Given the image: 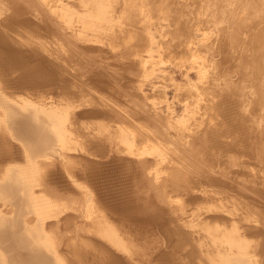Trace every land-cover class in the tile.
Listing matches in <instances>:
<instances>
[{"label": "bare ground", "instance_id": "bare-ground-1", "mask_svg": "<svg viewBox=\"0 0 264 264\" xmlns=\"http://www.w3.org/2000/svg\"><path fill=\"white\" fill-rule=\"evenodd\" d=\"M103 1H101L103 2L102 7L106 4L105 0ZM126 1L133 2V0ZM229 1L231 6L225 7ZM252 1L257 6L252 7L253 3L250 4L249 0H223L225 3L223 6L221 0L222 7L233 14L228 12L229 15L226 13L228 10L220 9L221 13H226L231 20L235 17L237 21L231 22V24L225 23V31L222 29L223 32L215 33V38L221 39L222 43L214 38L220 44L217 42L219 45H215L213 50L215 52L211 55V57L216 56L215 61L210 59L217 63V69L213 66L216 70L215 76L210 80L207 78V86H204L206 91L203 93L209 96L205 95L206 101L201 104L202 106L197 112V115H201V117L193 114L196 117L189 120L188 116L190 117L191 112L188 110L185 115L188 122L182 127L174 125L175 130L165 129V124L161 125L160 117L157 120L158 126L155 124L153 126L146 125L152 131L151 133L147 129L152 136L143 133V139L175 138L172 141H176L174 143L182 147L180 149L173 146L175 150L172 149V151H167L166 148L167 150L163 153L166 158L161 159L158 158L159 156L139 155L135 149V146L141 144L136 139L143 129L136 124L138 120L142 119H138V114H136L140 104L135 99L136 97H132L133 95L130 93L131 97L125 96L126 100L124 99L122 102V105L124 103L128 108L126 109L127 115L122 118L125 115L121 116L123 112L119 113L122 119L116 118V127H113L115 123L111 124L112 126H105L100 122V129H103L105 135H101V137L95 135L94 132L91 134L93 129L89 132L93 127H90L93 124L89 121L90 119L99 120L105 117L106 120H112V111L117 112L120 109L114 110L115 108L112 109L113 104L106 106L103 101L97 99L92 103L88 101L86 99L88 98L87 89H82L80 86L82 83L79 84L83 80H77V78L73 80L74 76L70 72L71 70L69 71L66 67L68 50L79 48V50L85 51L91 47L88 44L82 46L83 43L74 45L73 39H71V34L76 33L75 28L78 27L71 25L73 24L71 21L77 13V18L80 15L78 12L80 4L77 6L78 3H81L80 0H0V160L2 162V159L7 157L18 162L22 159L30 164V171L40 170L42 175L45 172V178H42L47 184L49 182L52 187L50 190L53 191H49L51 187L48 185L49 188L46 189L48 196L39 198L34 195L31 189L24 190L22 186H25L26 183L25 176L20 174L22 168L16 165H12L7 173H0V194L7 199L0 203V218L5 219L8 225L13 226L12 232L20 240L18 245H14L10 239L0 241L3 250L9 254L11 264H51L43 254L36 252L28 244L29 241L25 239L26 233L25 229L21 227V220L29 217L31 212L35 213L30 216L33 217L32 219L37 218V220L45 221L42 224L45 228L50 226L46 228H49L48 232L55 226L54 230L56 228L57 236H59L58 238L55 235L56 241L61 240L62 242L65 239L64 231H71L70 234L73 232L80 237V240L84 238L93 251L88 250L87 253L91 252L93 256L98 253L100 259L104 257V264H264V0ZM90 2L88 3L90 4ZM211 3H208L209 7ZM239 3L245 5L239 6ZM118 4L115 3L116 8L114 9L123 10V12L134 6L127 7V3L123 6ZM91 5L95 6L92 3ZM217 7L216 5L212 6L210 11L214 13ZM250 7L255 8L259 14L254 16L251 13L252 17H249V14H243L248 8L250 10ZM88 8L90 9V7ZM134 10L130 11L131 14ZM90 11L88 13L94 12V10ZM253 11L254 9L250 10V12ZM88 13H85L84 18H87ZM192 13L195 14V12ZM207 15L204 17L208 18ZM128 16L130 17L129 14ZM228 16H224V18L229 20ZM105 17H107L106 14ZM241 17L244 18V21L239 22ZM167 19L169 20V18ZM68 21L69 25H67ZM134 22H129L128 26H136V22ZM97 23L99 22L97 21ZM211 23L210 21L209 24ZM216 23L213 24L217 25L222 22ZM84 25L86 24L84 23ZM90 25L88 23L86 28ZM105 25L111 28L112 23L109 21ZM207 26L210 29V25ZM82 28L85 32L87 31L85 27ZM82 28L81 30H83ZM91 28L94 31V27ZM100 29L98 27L99 31L96 29L95 31L100 32ZM104 30L106 29L104 28ZM107 30L105 32L108 33L109 30ZM167 30L169 29L167 28ZM122 32L115 31L116 35H121ZM115 33L111 32V34ZM77 34L79 33L77 32ZM79 35L78 38L81 37L79 39L83 40V36ZM83 35L86 36L88 33ZM136 35L137 32L129 31L126 38H114L115 41H113L118 49L123 46L129 51L130 55L128 53L126 56L132 60L127 62L128 65H136V59H139V56L142 57L138 54V46L142 42L139 43ZM95 40H97V36ZM85 42L87 43V41ZM92 42L90 43L92 44ZM214 42L210 43L214 45ZM101 43L98 44L101 45ZM119 43L122 45L120 46ZM205 46L207 47V45ZM206 50L209 54L210 49ZM206 50L205 53H207ZM77 56L79 57V54ZM210 67L208 70H211ZM93 68L92 72L95 70ZM98 69L96 65V70ZM100 72L99 70V76L106 73L104 70L102 74ZM107 73L108 76H111L109 70ZM91 76L93 79V74ZM209 77L211 78V76ZM95 78L94 80H96ZM98 79L100 78L98 77ZM103 79L105 80V78ZM157 82L159 81L155 80L151 83L152 89L157 86ZM98 84L100 86V83ZM199 85L201 86V84ZM122 88L124 89V87ZM16 94H23L24 96L20 97L23 99L16 98L15 96H18ZM148 94L150 93L142 91L141 96L146 98ZM198 100L200 99L198 98ZM169 103L171 104V102ZM192 107L194 108L193 105ZM210 110L217 111L221 120L216 119L210 124V120H208V124L205 123L206 121L203 122L204 115ZM147 113L150 112L147 111ZM171 114L180 115L175 109L171 111ZM140 115L139 117L142 116ZM161 115L159 114L157 117ZM148 117L145 116V119L147 120ZM197 120L201 123L200 127L204 123L206 125L194 129V127L196 128L194 123ZM89 122L91 125H88ZM74 124L76 128H74ZM88 135L91 138L89 145L101 147L95 153L92 151L93 155L100 157H87L83 169L81 167L70 168V166L62 165L56 159V155H58L61 158L75 160L74 156L77 155L72 151L73 154L69 153L70 156H68L66 150L67 153H64L57 146V140L68 138L70 142L79 144ZM134 138L136 141L133 143ZM212 138L215 139V143L209 144L208 141ZM103 139L107 141H103ZM166 140L168 141V139ZM59 145L61 146V144ZM184 148L186 149L183 150ZM71 150L73 149L71 148ZM39 162H41L42 168H40ZM154 169L158 173H154L155 171H152ZM79 170H83L82 172L85 173V183L79 182L75 178V173ZM21 178H24V184ZM79 188H83L84 191ZM66 202H73L71 208L75 207L77 212L73 213L74 210H72L73 212L70 213L69 207L63 206ZM76 205H80V207H76ZM2 234L3 232L0 230V236ZM110 237L116 239V242L121 239L119 242L125 240L131 244L126 246L122 242L114 243L113 240L109 242ZM51 241L57 244L53 239ZM107 241L109 244L106 243ZM60 245L58 243L57 246L60 247ZM65 245L68 246L67 243ZM121 245L124 250L120 249ZM59 247H56L57 251ZM125 247L132 249V256L128 255L127 251L125 252ZM66 248L59 249L64 256L68 257L65 259L69 260L70 264H80L77 259L72 258ZM154 248L157 249L158 254L148 258L147 256L152 254ZM81 254L83 253L81 252ZM1 259L4 260L3 257ZM88 259L91 260V258ZM87 263L81 261V264Z\"/></svg>", "mask_w": 264, "mask_h": 264}, {"label": "rangeland", "instance_id": "rangeland-1", "mask_svg": "<svg viewBox=\"0 0 264 264\" xmlns=\"http://www.w3.org/2000/svg\"><path fill=\"white\" fill-rule=\"evenodd\" d=\"M81 3H78L77 6H79V9H78V12H79V16L77 18V15L78 13L73 17L74 19H72V23L71 25H74V26H78L77 28H75L77 31L76 33H73L71 34V39L72 40V43L74 45H78V44H82V46L85 44V45H91L90 49L88 48L87 50L85 51H81L79 50V48L77 49H73V50H68L67 52V61H66V67L68 68V70L73 74L74 79L77 78V80H83L81 82H79V84H81L80 86H82V89H87L86 90V93L88 95V98H86L88 101H90L91 103L92 102H95V100L97 99L98 101H103L105 103V105L107 106L108 104H113L112 106V109L114 110H119L120 111H112L113 112V116L112 115V120L108 119L106 120V118L104 117L103 119H90L89 121H91L93 124L91 125L89 122L88 125H91L90 127H92L89 132L92 130L91 134H93V132L95 133V135H98V136H101V135H105V132L103 133V129H100V122H102L101 124H104L105 126H109L113 123V127H116L117 126V122L115 120H117L118 118H120L123 114L125 116H122V118L126 117L127 115V110L128 109L125 104L123 103L122 105V102H124V99H125V96L126 97H131V95H133L132 97H136L135 99L139 102L140 106L139 105V108H138V119H141V120H138L136 122V124L141 128L143 129L142 130V133L139 134L140 136L137 137V141L139 140L141 142V144L135 146V149L136 151L139 153V155H147V156H156L158 158H166V155L163 154L167 149V151H172L175 150V148H173V146H177L178 148L182 149V147H179L177 144H175L174 142L176 141H172V140H175V138H166L168 139V141L161 137V139H143V133L145 135H151L152 136V131L149 130V127H147L146 125H150V126H153L154 124L156 126H158L157 124V120L158 118L160 117L162 122H161V125L163 126L164 124V128L167 130H171V129H174L175 130V127H182L183 125H185V123H187L188 121L185 119L187 116L186 113L188 112H191L190 114V117L188 116V119L191 120L192 118L196 117L194 115H197V112L198 110H200L201 108V104H203L206 100V96L208 97L209 95H206L205 93H203V91L205 92V88L204 87L205 85L207 86V81L214 78L215 76V72L217 69V63L216 62H213L212 60H214V58L216 56H212L213 55V51L214 48H215V45H219V41L222 43V40L220 39H217L215 38L216 35L215 33H218V32H223V30L225 31L226 26L225 23L227 24H231V22L233 23L234 21H237L235 19V17L232 16V12L228 9H225V7H228V6H231V2H227L226 6H225V3L223 2V6H225L224 8L222 7V2L221 0H217L219 2L217 3H214L213 1L215 0H133V2H128L126 0H111V1H107L105 0V5H103L105 7H102L101 4H103V0H80ZM91 1V2H90ZM103 1V2H101ZM108 3H107V2ZM117 1V2H116ZM180 1V2H179ZM194 1V3H193ZM200 1V2H199ZM250 4L253 3V5H251L252 7L254 6H257L255 5V3L252 1V0H249ZM90 2V4L88 3ZM112 2H113V7H112ZM186 2V3H185ZM198 2V4H197ZM205 2V4H204ZM210 2H213L210 4V7H209V4L208 3ZM89 5H88V4ZM92 4H95L94 5H91ZM115 3L118 4V5H124L127 3V7H130V5H134L132 7H130V10L126 11L124 10H116L114 8L115 7ZM121 3V4H120ZM166 3V4H165ZM179 3V5H178ZM229 3V4H228ZM168 4V5H167ZM184 4H189V5H184ZM196 4V5H195ZM257 4V3H256ZM85 5V6H84ZM167 5V6H166ZM199 5V7H198ZM207 5V6H206ZM216 5H218V7L215 9V12L213 13L212 11H210V9L212 10V6L214 7ZM221 5V6H219ZM245 5L244 3H239V6H243ZM90 7V9H93L94 12L88 8ZM92 6V7H91ZM101 6V7H100ZM109 6V7H108ZM117 6V5H116ZM126 6V5H125ZM124 6V7H125ZM138 8H137V7ZM141 8H140V7ZM174 6V7H173ZM177 6V7H176ZM186 6V7H185ZM194 6V7H193ZM95 7V8H94ZM136 7V8H134ZM172 9H170V8ZM207 7V8H206ZM220 7V8H219ZM250 7V10L252 11V9H254V13L253 12H250L249 8L247 11H245L243 14H249V17L252 15H250L251 13L258 15L259 13L255 10V8H252ZM83 8V9H82ZM132 8H134V12L133 14H131V12L133 11ZM204 8V9H203ZM85 9V10H84ZM90 12H93L95 14H91V13H88L89 11ZM168 9V10H167ZM180 9V10H178ZM223 11H227L226 13L229 14V13H232L231 16L233 17L232 20L229 18L230 16H228L226 13H221V10ZM177 10V11H175ZM210 12H209V11ZM82 11V12H81ZM131 11V12H130ZM137 12V15H136V12ZM181 11V12H179ZM189 11V12H188ZM204 11V12H203ZM208 11V12H207ZM214 11V9H213ZM257 13H256V12ZM98 12V13H97ZM100 12V13H99ZM105 12L106 16L105 17V14H103ZM140 12V13H139ZM169 12V13H168ZM192 12H195L192 13ZM229 12V13H228ZM250 12V13H249ZM85 13H88V16L87 18H84L85 16ZM97 13V14H96ZM188 13V14H187ZM208 13V15H207ZM236 13V12H235ZM239 13V12H238ZM82 14V15H81ZM100 16H99V15ZM104 16H103V15ZM121 16H120V15ZM128 14L130 15L131 19H129L130 17L128 16ZM212 14V15H211ZM215 14V15H214ZM220 16L221 14L223 15V17H218ZM220 14V15H219ZM134 17H132V16ZM176 15V17H175ZM189 15V16H188ZM210 19V21L212 22L211 24L209 19L204 17L206 16ZM210 15V16H209ZM229 18V20L227 18H224L227 17ZM230 15V14H229ZM112 16V17H111ZM123 17V19H121V17ZM126 16H128V18H126ZM168 16V17H167ZM170 16V17H169ZM193 16V17H192ZM201 18H200V17ZM215 16V17H214ZM253 16V17H254ZM82 17V18H81ZM174 17V18H173ZM180 17V19H179ZM186 17V18H185ZM217 17V18H216ZM248 17V18H249ZM84 18V19H83ZM89 18V19H88ZM93 19V20H90V19ZM136 18V20H135ZM169 18V20L167 19ZM191 18V19H190ZM216 18V19H215ZM224 18V19H223ZM80 19V21H79ZM87 19V20H86ZM96 22H95V20ZM128 19V20H127ZM171 19V20H170ZM190 19V20H189ZM201 19V20H200ZM204 19V20H203ZM207 19V20H206ZM224 21H223V20ZM122 20V22H121ZM135 20V22H134ZM180 20V21H179ZM183 20V21H182ZM186 20V21H184ZM216 20V21H215ZM226 20V21H225ZM241 20L244 21V18L241 17L239 18V22H241ZM249 20V19H247ZM246 20V21H247ZM70 21V20H69ZM69 21H68V24L69 25ZM78 21H79V24H78ZM82 21V22H81ZM83 21H86V22H83ZM97 21L99 23H97ZM111 22L112 23V26L111 28L106 26L105 23L107 22ZM126 21H129L131 23H135L136 26H128V23ZM170 21V22H169ZM177 21V22H176ZM201 21V22H200ZM218 21H221L222 23H218ZM81 22V23H80ZM104 23V24H101V23ZM169 22V24H168ZM180 22V23H179ZM183 22V23H182ZM190 22V23H189ZM194 22V23H193ZM197 22V23H196ZM202 22L203 26L202 25ZM209 22L208 24H205ZM218 24H217V23ZM84 23L86 25H84ZM90 29H87L86 26L88 25ZM117 23V24H116ZM216 23L217 25H214ZM84 26H82V25ZM99 24V25H98ZM127 25L126 27L123 26V25ZM150 24V25H149ZM168 24V25H167ZM171 24V25H170ZM183 24V25H182ZM221 25L220 27L218 25ZM104 25V26H102ZM165 25V26H163ZM191 25V26H189ZM207 25H210V29ZM101 26V27H100ZM123 26V27H122ZM167 26V27H166ZM169 26V27H168ZM173 26V27H172ZM188 26V27H187ZM206 26L208 27L206 29ZM212 26V28H211ZM69 27V26H68ZM82 27H85L87 31L89 32H85L84 28H82L83 30H81ZM91 27H94V31L95 29L98 30V27L100 29V32L98 31H93V29ZM97 27V28H95ZM116 27V28H114ZM139 27V28H138ZM171 27V28H170ZM175 27V28H174ZM177 27V29H176ZM182 27V28H181ZM185 27V28H184ZM200 27H204V28H200ZM104 28L108 31L105 32L106 30H104ZM118 28V29H117ZM123 28V29H122ZM134 28V29H133ZM167 28L169 30H167ZM174 28V29H173ZM187 28V30H186ZM215 31H212L214 30ZM71 29V28H69ZM72 29H74V27H72ZM115 29V30H114ZM183 29V30H182ZM209 29V30H208ZM223 29V30H222ZM123 30V32H122ZM177 30V31H176ZM189 30V32H188ZM81 31V32H80ZM116 32H122L121 35L120 34H117L116 35ZM129 31H134V32H137V35L136 37L138 38L137 40H139V43L140 46H138V54H140L142 57L139 56V59L137 58L136 61V65H128L130 59L132 60V58H128L129 56H126V54L129 53V51L125 48V47H121L118 49V47L114 44L113 41H115L114 38H121V39H124L128 36L129 34ZM170 31H172L170 33ZM185 31H187V33H185ZM196 31V32H195ZM198 31V32H197ZM212 31V33H211ZM77 32L79 34H81V36H83V40L79 39L81 37L78 38V36H80L79 34H77ZM88 33V35H83L85 33ZM92 32V34H91ZM110 32V33H109ZM112 33H115V34H111ZM169 32V33H168ZM179 32V33H178ZM183 32V33H182ZM99 33V34H98ZM140 33V34H139ZM177 33V34H176ZM188 33H189V36H188ZM195 33V35H194ZM90 34V35H89ZM97 34V35H95ZM108 34H110L108 36ZM127 34V35H126ZM174 34V35H173ZM197 34V35H196ZM95 35V36H94ZM103 35V36H102ZM115 35V36H113ZM125 35V36H124ZM177 35V36H176ZM194 35V36H193ZM223 35V34H221ZM88 36V38H87ZM93 36H94V39H93ZM96 36H97V40H99L97 42L96 39ZM118 36V37H117ZM214 36V37H213ZM74 37V38H73ZM77 37V38H76ZM91 37V38H90ZM142 37V38H141ZM154 37V38H153ZM84 38L86 39L85 41H87V43L84 41ZM99 38V39H98ZM144 38V39H143ZM214 38L216 40H219V41H216L214 40ZM75 39V40H74ZM92 39V41H91ZM173 41H172V40ZM212 39V40H211ZM103 40V41H102ZM106 40V41H104ZM153 40V41H152ZM169 40V41H167ZM200 40V41H199ZM210 40V41H209ZM75 41V42H74ZM89 41V42H88ZM102 43H101V42ZM144 41V43H143ZM178 41V42H177ZM214 42V45H212L213 43H210V42ZM80 42V43H79ZM92 42V44L90 43ZM97 42V43H95ZM163 42H165L163 44ZM169 42V43H168ZM177 42V43H176ZM219 44H218V43ZM77 43V44H75ZM90 43V44H89ZM94 43V45H93ZM101 43V45L99 44ZM206 43V44H205ZM210 43V45H209ZM216 43V44H215ZM169 44V45H168ZM174 44V45H173ZM176 44V45H175ZM179 44V45H177ZM198 44V45H197ZM119 45L121 46L122 44L119 43ZM165 45V46H164ZM207 45V47L205 46ZM210 47H209V46ZM96 46V47H95ZM108 46V47H107ZM176 46V47H175ZM193 46V47H191ZM203 46V47H202ZM213 46V47H212ZM117 47V48H116ZM209 47V48H208ZM101 48V49H100ZM106 48V49H105ZM108 48V49H107ZM150 48V49H149ZM192 48V49H191ZM205 48V49H204ZM212 48V49H211ZM92 49V50H91ZM103 49V50H102ZM112 49V50H111ZM209 51V54L207 52V50ZM108 50V51H107ZM205 50L207 53H205ZM67 51V50H66ZM80 51V52H79ZM104 51V52H103ZM195 51V52H194ZM75 52H77V54H75ZM89 54H88V53ZM212 52V53H211ZM218 52V51H217ZM84 53V54H82ZM95 53V54H94ZM104 53V54H103ZM211 53V54H210ZM69 54V55H68ZM79 54V57L77 56ZM82 54V55H81ZM100 54V55H99ZM146 54V55H145ZM81 55V56H80ZM91 55V56H90ZM97 55V56H96ZM113 55V56H112ZM125 57H124V56ZM130 55V53L128 54ZM209 55V56H207ZM76 56L77 58H74ZM84 56V57H82ZM93 56H96L95 58ZM71 57V58H70ZM82 59H81V58ZM93 57V58H91ZM79 58V59H78ZM91 58V59H90ZM101 58V59H100ZM129 60H128V59ZM212 60H211V59ZM108 59V60H107ZM114 59V60H113ZM121 59V60H120ZM201 59V60H200ZM94 60V61H93ZM100 60V61H98ZM120 60V61H119ZM179 60V62H178ZM201 61V62H200ZM215 61V60H214ZM93 62V65H91ZM95 62V63H94ZM99 62V63H98ZM101 62V64H100ZM111 62V63H109ZM128 62V63H127ZM212 65L210 67V64ZM212 62V63H211ZM70 65H68V64ZM103 63V64H102ZM107 63V64H106ZM197 63V64H196ZM106 67H105V65ZM68 65V66H67ZM78 65V66H77ZM96 65H97V68H99L98 70H96ZM104 65V67H103ZM109 65V66H107ZM121 65V66H120ZM102 66V67H101ZM137 66V67H136ZM215 66V67H213ZM90 67V68H89ZM94 67V68H93ZM101 67V69H100ZM108 67V68H107ZM111 67V68H109ZM134 67V68H133ZM184 67V68H183ZM210 67L211 70H208V68ZM93 68V72H92V69ZM137 68V69H136ZM215 68V69H214ZM99 70L101 71L100 73L102 74L103 73V70L106 72V73H103L101 76L98 75V72ZM109 70V73H111V76L109 75L108 76V73L107 71ZM183 70V71H181ZM200 70V71H199ZM202 70V71H201ZM240 70V69H239ZM74 71V72H73ZM98 71V72H97ZM199 71V72H198ZM212 71V72H211ZM214 71V72H213ZM241 71V70H240ZM92 72V73H91ZM97 72V73H96ZM126 72V73H125ZM210 72V73H209ZM237 72V71H236ZM141 73V74H140ZM200 73V74H199ZM214 73V74H213ZM91 74H93V79H92V76ZM95 74V75H94ZM96 74H97V77H96ZM105 74V75H104ZM208 76H206V75ZM213 74V75H212ZM76 75V76H75ZM121 75V76H120ZM128 75V77H127ZM135 75V76H134ZM138 75V77H137ZM205 75V76H204ZM106 76V77H105ZM167 76V78H166ZM211 76V78L209 77ZM81 77V78H80ZM91 77V78H90ZM96 77V78H95ZM102 78L101 80L97 78ZM80 78V79H79ZM94 78L96 80H94ZM105 78V80L103 79ZM121 78V79H120ZM166 78V79H165ZM207 78H209L207 80ZM107 79V80H106ZM110 79V80H109ZM123 79V80H122ZM198 79V80H197ZM205 79V80H204ZM86 80V81H85ZM104 80V81H103ZM118 82H116V81ZM125 80V81H124ZM128 80V81H127ZM159 81L157 82V86L154 87L152 89L151 87V83L153 81ZM162 80V81H161ZM90 81V82H89ZM93 81V82H92ZM95 81V83H94ZM108 81H109V84H108ZM120 81V82H119ZM199 81V82H198ZM206 81V82H205ZM126 82V83H125ZM130 82V83H129ZM100 83V86L99 84ZM103 85H102V84ZM122 83V84H120ZM135 83V84H134ZM140 83V84H139ZM195 83V85H194ZM206 83V84H205ZM74 83L72 82V85ZM129 84V85H128ZM133 84V85H132ZM201 84V86L199 85ZM96 85V86H95ZM116 85V86H115ZM124 85V86H123ZM127 85V86H126ZM124 87V89L122 87ZM141 86V87H140ZM131 87V88H130ZM186 87V89H185ZM200 87V88H199ZM108 88V89H107ZM117 88V89H116ZM128 90H127V89ZM116 89V90H115ZM122 89V90H121ZM126 89V90H125ZM132 89H133V92H132ZM158 89V90H157ZM161 89V90H159ZM198 89V90H197ZM203 89V90H202ZM156 90V91H155ZM195 90V91H194ZM94 91V93H93ZM142 91H145L146 93H150L147 95L146 98H142L141 96V93ZM155 91V92H154ZM160 91V92H159ZM183 91V92H182ZM140 92V93H138ZM153 92V93H152ZM157 92V93H156ZM193 92V93H192ZM109 93V94H108ZM131 95H130V94ZM155 93V94H154ZM161 95H159V94ZM163 93V95H162ZM179 93V94H177ZM199 93V94H198ZM99 94V95H98ZM158 94V95H157ZM185 94V95H184ZM190 94V95H189ZM18 95V94H16ZM116 95V96H115ZM119 95V96H118ZM128 95V96H127ZM138 95V96H137ZM166 97H165V96ZM180 95V96H179ZM206 95V96H205ZM24 95L23 94H19L18 96H15L16 98H20V97H23ZM98 96V97H97ZM118 97H124V98H118ZM183 97V98H182ZM202 97V98H201ZM190 98V99H189ZM198 98L200 100H198ZM23 98H20L19 100H21ZM185 99V100H183ZM85 100V99H84ZM126 100V99H125ZM145 100V102H144ZM197 100V101H196ZM142 101V102H141ZM190 101V102H188ZM108 102V103H107ZM120 102V103H119ZM144 102V103H143ZM150 102V103H149ZM171 102V104L169 103ZM199 102V103H198ZM201 102V103H200ZM103 103V104H104ZM195 103V104H194ZM146 105V106H145ZM187 105V106H186ZM192 105L194 106V108L192 107ZM145 106V107H143ZM170 106V107H169ZM200 106V107H199ZM121 107V108H119ZM126 107V108H125ZM141 107V108H140ZM148 107V108H147ZM190 107V108H189ZM192 107V108H191ZM142 109V110H141ZM148 109V110H147ZM152 109V110H151ZM176 110V112H179V116H175L174 114H171V111L173 110ZM194 109V110H193ZM144 110V111H143ZM151 110V111H150ZM154 110V111H153ZM143 113H141V112ZM150 112V113H157L159 112V114L161 115V113H163V115L161 116H158L159 114H153L151 115L150 113H147ZM170 111V112H169ZM120 112H123L121 113V116H120ZM213 112V113H212ZM146 113V114H144ZM139 114H141L139 117ZM149 114V115H148ZM194 114V115H193ZM153 117H151V116ZM192 115V116H191ZM212 115V116H211ZM145 116L148 117V119L146 120L145 119ZM198 117H201V115H197ZM217 118H216V117ZM163 117V118H162ZM205 117V120H203V122H205L206 124H208V120L209 121V124L210 122H213L215 121L216 119H220L221 120V117L218 116L217 114V111H214V110H210L207 114L204 115ZM207 117V119H206ZM117 118V119H116ZM122 118L118 119V120H121ZM182 119V120H181ZM155 120V121H154ZM114 121V122H112ZM143 123H142V122ZM172 123H171V122ZM109 122V123H108ZM112 122V123H111ZM152 124H151V123ZM183 122V124H182ZM146 123V124H145ZM150 123V124H149ZM179 123V124H178ZM203 124L202 127H204L206 124ZM172 126H171V125ZM95 125V126H94ZM175 125V127H173ZM177 125V126H176ZM194 125L196 126V128L194 127V129H197L200 127L201 123L198 122V120L196 121V123H194ZM74 128H76V125L74 124L73 125ZM112 126V125H111ZM77 127H79V125H77ZM145 129H144V128ZM173 127V128H172ZM200 127V128H202ZM103 128V126H102ZM99 131H98V130ZM151 132H149L148 130ZM96 130V131H95ZM101 130V131H100ZM146 131V132H145ZM97 132V133H96ZM101 133V134H100ZM86 137V138H85ZM80 142L82 144H74L73 141L70 142V140L67 138L66 140L65 139H61V140H57V146L59 148H61L64 153H67L68 156H70V154H73L72 151L74 152V154H77L76 156H74L75 160H72V159H66V158H61L59 157L58 155H56V159L62 164V165H66V166H70V168H74V167H81L83 169V167L86 165V158L87 157H94V158H98L100 156H95L92 154V151H94V153L96 151H99L98 149H100L101 147L99 145H89L90 143V136L88 135L85 136ZM102 137V136H101ZM139 138V139H138ZM163 138V139H162ZM143 139V140H141ZM135 138H134V141L133 143L136 141ZM150 140V141H149ZM155 140V141H154ZM177 140V139H176ZM103 141H107L105 139H103ZM152 141V142H151ZM69 142V143H67ZM159 142V143H157ZM165 144H164V143ZM177 142H180V141H177ZM105 143V142H104ZM151 143V144H150ZM172 143V144H171ZM209 144H213L215 143V139L212 138L208 141ZM61 144V146L59 145ZM65 144V145H64ZM160 144V145H159ZM162 144V145H161ZM83 145V146H82ZM142 145V146H141ZM80 146V147H79ZM83 148H82V147ZM134 146V145H133ZM163 146V147H162ZM73 150H71V148ZM85 147V148H84ZM90 148V149H89ZM167 148V149H166ZM201 148V147H199ZM77 149V150H76ZM97 149V150H96ZM186 148H184L183 150H185ZM194 149V148H192ZM67 152H66V151ZM82 150V152H81ZM177 150V149H176ZM87 151V152H86ZM151 151V152H150ZM163 151V152H162ZM70 153V154H69ZM79 153V154H78ZM82 154V155H81ZM64 156H66V154H64ZM81 156V157H80ZM83 157L84 160H83ZM46 160V159H45ZM48 160V159H47ZM23 162V163H22ZM21 163V165H20ZM40 163V168L41 167V162ZM84 163V164H83ZM1 165H2V169H1ZM12 165H16L20 168H22L20 170V174L22 176H25V180L24 178H21L22 181L24 180L27 184H28V181L30 182L28 184V186H26L27 184L25 183V186H22L24 190L26 189H31V191L34 193V195H36L37 197L39 198H43V197H47L48 194L46 193V191L48 190V185L51 187V185L47 184L46 181H44V178H45V175L43 173L42 175V172L40 170H34V171H30L31 169V166L30 164L24 160H19L18 162L16 160H13L12 158H4L2 159V162L0 160V173L4 172V173H7L11 166ZM26 169V170H25ZM25 172H24V171ZM27 171V173H26ZM83 170H79L78 172H76L75 174V178L79 181V182H82V183H85L86 182V177H85V173L82 172ZM154 173H158V171H156L155 169L152 170ZM41 172V173H40ZM82 172V173H81ZM27 174V175H26ZM29 174V175H28ZM36 174V175H35ZM44 177V178H42ZM79 177V178H78ZM29 178V179H28ZM28 180V181H27ZM24 181H23V184H24ZM31 182H33L31 184ZM34 182H38L37 184L34 183ZM47 184V187L45 186ZM30 186V187H29ZM37 186V187H36ZM25 187V188H24ZM47 189V190H46ZM49 188V191H51ZM79 190L81 191H84L83 188H79ZM53 192V191H51ZM6 197L5 196H2L0 194V203H3L5 202ZM73 202H66L63 206L65 207H69V210H70V213H72L74 210L73 213L77 212L74 207L71 208V205H72ZM76 207H80V205H76ZM64 208V207H63ZM66 209V208H65ZM68 211V210H67ZM29 217L31 215H34L35 213H29ZM1 216V215H0ZM26 217L24 220H21V227L23 229H25V239H27L29 241L28 244L31 245V247L34 248V250L40 254H43L49 261L51 264H64V263H69L66 259H68V257L64 256L62 254V252L60 251L61 249L60 248H64L67 247L66 249L69 250V253L72 255V258H75V260L77 259V261H79V263L81 264V261H84L87 263V264H104L105 262V259L101 258L100 259V256L98 255V253H96L97 255L96 256H93V254L91 252L92 251V248H90L89 244L85 242L84 238L83 240H80V237L79 236H76L73 232L70 234L71 231H67L65 232L64 231V234L66 235L65 239L61 242V240L59 241H56L57 237L59 238V236H57L58 232L56 231V228L54 230V227L55 226H51L52 228L50 229V231L48 232L49 228L46 229L47 227H50V226H43V221L42 219H38L37 218H34L32 219L33 217ZM32 223V224H31ZM34 223V224H33ZM31 225V226H30ZM34 225V226H33ZM37 225V226H36ZM35 227V228H34ZM12 228L13 226L12 225H8L7 224V221H5V219H1L0 218V230L3 232L2 236H0V241L1 240H8L10 239L12 241V243L14 245H18V243L20 242L19 238L12 232ZM45 228V229H44ZM45 230V231H44ZM54 230V231H53ZM71 230V229H70ZM54 232V233H53ZM48 233V234H47ZM51 233V235H50ZM69 233V234H68ZM50 235V238L48 237ZM54 235V236H53ZM57 237H56V236ZM53 236V238H52ZM71 236V237H70ZM82 236V235H80ZM48 237V238H47ZM55 237V238H54ZM68 238V239H67ZM53 239L54 242H57L56 243H53L51 240ZM56 239V240H55ZM82 239V237H81ZM109 240V238H107ZM42 240V241H41ZM114 241V243L116 242L114 240V238L110 237V241ZM121 240V239H120ZM118 239V241L116 243H118L120 241ZM109 242L107 241L106 243L109 244ZM123 244H126V246H128V244H131V242L129 243V241H125L123 242V240L121 241ZM119 242V243H121ZM59 243V245L61 243H63L62 245L57 246ZM68 244V246H66L65 244ZM90 243V242H89ZM113 243V242H112ZM113 243V245H114ZM56 244V245H55ZM81 244V245H80ZM55 245V246H54ZM120 245V244H119ZM117 246V245H115ZM56 247L59 251H57ZM69 247V248H68ZM85 250H84V248ZM118 247V246H117ZM120 249H123L124 250V247L123 245L119 246ZM2 249V250H1ZM129 249V250H128ZM89 251V254L87 253ZM121 250V251H123ZM155 250V251H154ZM157 249L154 248L153 249V252H151L152 254H150V256H147L148 258L149 257H155L154 255H157L158 254V251H156ZM78 251V252H77ZM86 251V252H85ZM127 251V252H126ZM150 251V250H149ZM5 254H3V253ZM81 252L83 254H81ZM125 252L132 256L133 254H131L132 252V249L131 248H127L125 247ZM87 253V254H86ZM130 253V254H129ZM133 253V252H132ZM62 254V256H61ZM148 254V255H149ZM85 255V256H84ZM88 255V256H87ZM98 256V257H97ZM0 257L4 258L1 259L0 258V264H11L10 260H9V254L3 250V248L1 247V244H0ZM62 257V258H61ZM87 257V258H86ZM135 257V256H134ZM66 258V259H65ZM88 258H91L88 259ZM96 258V259H94ZM62 259V260H61ZM2 260V261H1ZM98 260V261H97ZM5 261V262H4ZM104 261V262H103ZM4 262V263H3ZM70 264V263H69Z\"/></svg>", "mask_w": 264, "mask_h": 264}]
</instances>
